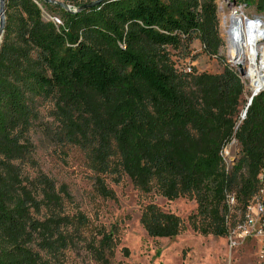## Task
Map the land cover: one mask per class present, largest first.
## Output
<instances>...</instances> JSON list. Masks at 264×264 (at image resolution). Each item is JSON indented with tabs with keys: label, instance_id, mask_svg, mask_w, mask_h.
<instances>
[{
	"label": "trees",
	"instance_id": "trees-1",
	"mask_svg": "<svg viewBox=\"0 0 264 264\" xmlns=\"http://www.w3.org/2000/svg\"><path fill=\"white\" fill-rule=\"evenodd\" d=\"M234 1L264 16V0ZM5 6L0 264H64L65 253L82 250L95 264H112L116 249L104 229L88 234L85 214L67 212L70 192L40 169L35 130L56 150L79 149L104 199L115 197L107 178L127 177L144 195L196 202L187 222L146 205L140 223L151 238H174L188 226L225 237L227 196L242 208L258 191L264 91L240 121L244 84L220 56L218 0H107L76 13L42 0ZM194 42L221 62L220 73L178 67L200 56ZM231 142L240 157L227 167L222 153Z\"/></svg>",
	"mask_w": 264,
	"mask_h": 264
},
{
	"label": "rangeland",
	"instance_id": "rangeland-1",
	"mask_svg": "<svg viewBox=\"0 0 264 264\" xmlns=\"http://www.w3.org/2000/svg\"><path fill=\"white\" fill-rule=\"evenodd\" d=\"M44 1V0H42ZM64 4L75 11L96 0H53ZM220 33L225 45L220 56L225 62L234 67L228 49L229 17L235 11L243 8L247 17H255L253 7H244L234 0H218ZM255 15V16H254ZM60 16L50 11H44V19L50 21ZM264 18V16H263ZM264 46V40L260 41ZM1 44V43H0ZM192 50L200 56L192 62L190 59L177 60L180 69L195 68L198 72L220 73L223 70L221 62L200 53L201 45L194 42ZM245 69V68H244ZM244 84V94L241 101L240 115H242L252 97L250 82L241 77ZM46 120H49L46 117ZM32 141L36 147V159L40 169L51 177L58 186H67L72 200L67 202L69 214L81 212L90 222L88 234L104 229L116 243V249L111 258L112 264H224L230 259V250L225 237L203 236L194 232L189 226L180 235L174 238H151L140 223L143 208L149 203L159 206L164 212L175 214L188 221L196 213L195 201L182 198L168 201L155 193L144 195L132 184L129 178L122 177L116 180L107 178L109 188L114 192L112 200L100 197L94 189L92 174L82 152L73 147L63 151L49 146L46 138L39 130L32 131ZM240 147L234 145L229 149L230 164L237 161ZM257 246L255 242H248L231 255L233 264L257 263ZM64 264H95L85 252L69 251L65 253Z\"/></svg>",
	"mask_w": 264,
	"mask_h": 264
},
{
	"label": "built area",
	"instance_id": "built-area-1",
	"mask_svg": "<svg viewBox=\"0 0 264 264\" xmlns=\"http://www.w3.org/2000/svg\"><path fill=\"white\" fill-rule=\"evenodd\" d=\"M234 13L243 15L249 23H255V27L264 33V18L262 16L247 17L243 14V8ZM51 21L56 26L62 24L57 18H53ZM262 40H264V37ZM244 118L245 114L243 113L240 115V121H243ZM234 145H236V142H231L222 153L227 167L230 166L227 155H229V149ZM257 182L258 191L242 208L235 195L227 196L228 214L226 216L227 234L225 238L231 255L246 243L255 242L257 246V263L254 264H264V165L257 175ZM231 255L230 259L224 264H233Z\"/></svg>",
	"mask_w": 264,
	"mask_h": 264
},
{
	"label": "bare ground",
	"instance_id": "bare-ground-1",
	"mask_svg": "<svg viewBox=\"0 0 264 264\" xmlns=\"http://www.w3.org/2000/svg\"><path fill=\"white\" fill-rule=\"evenodd\" d=\"M228 49L232 63L242 65L250 82L251 95L264 89V33L241 14L229 17ZM261 43V44H259ZM250 100V99H249Z\"/></svg>",
	"mask_w": 264,
	"mask_h": 264
},
{
	"label": "water",
	"instance_id": "water-1",
	"mask_svg": "<svg viewBox=\"0 0 264 264\" xmlns=\"http://www.w3.org/2000/svg\"><path fill=\"white\" fill-rule=\"evenodd\" d=\"M107 1V0H96L94 2H91L89 4L83 5L81 7H79L78 9H76L75 11L67 8L64 4L53 1V0H44V2L46 3H51V4H56L61 6L63 9H65L67 12H72V13H76V12H80L82 10L88 9V8H92V7H96L98 5H100L102 2ZM5 2L6 0H0V43L2 41L4 32H5V28H6V6H5ZM239 69V73L241 77H245L246 76V71L244 69V67L242 65L238 66ZM264 91V89L262 90ZM261 91V92H262ZM260 92H257L255 94L252 95V97L249 100V105L246 107L244 114L246 116L248 108L251 106V103L253 101V99L259 94Z\"/></svg>",
	"mask_w": 264,
	"mask_h": 264
}]
</instances>
